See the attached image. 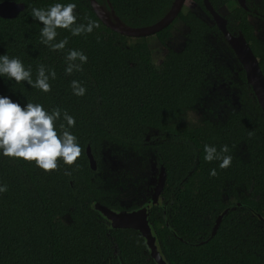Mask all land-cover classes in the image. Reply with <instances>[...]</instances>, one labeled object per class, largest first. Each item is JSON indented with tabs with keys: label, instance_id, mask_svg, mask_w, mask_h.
<instances>
[{
	"label": "trees",
	"instance_id": "obj_1",
	"mask_svg": "<svg viewBox=\"0 0 264 264\" xmlns=\"http://www.w3.org/2000/svg\"><path fill=\"white\" fill-rule=\"evenodd\" d=\"M96 1L108 13L113 9L126 26L141 28L158 22L174 0ZM234 1L209 0L215 9L232 8ZM0 2L25 6L15 18L0 17V54L20 59L32 69L33 80L40 65L56 73L55 79H49L47 93L24 81L0 77V95L21 105L40 103L49 110L66 111L74 117L69 131L80 146L72 165L58 158L57 168L48 172L34 161L0 156V183L7 186L0 193V264H156L139 232L111 229L91 208L98 203L120 210L109 203L111 191L98 175L101 151L116 148L142 155L152 131L158 134L152 135L157 142L151 148L166 169L163 202L168 205L166 219L163 209L154 207L148 223L164 261L264 264V113L244 71L238 86L243 111L231 113L219 124L208 119L198 125L186 122V114L201 100L208 76L215 72L208 36L218 30L195 13L198 7L205 11L204 0H185L177 18L155 34L164 44L177 22L187 28L183 48L170 49L159 69L153 65L146 37L131 38L109 29L90 0ZM55 2L76 4L77 24L93 20L98 26L76 36L68 29H57L56 41L67 38V43L64 49L50 50L41 43L42 25L31 17V9H46ZM237 10L238 27L253 45L252 27L242 17L246 13ZM69 49L83 52L87 61L80 71L66 74ZM252 49L264 65V52L254 45ZM216 72L221 70L216 67ZM72 80L83 85V96L73 94ZM205 144L218 150L227 145L230 166L221 169L215 160L206 162ZM88 145L98 164L96 171L89 165ZM212 168L215 176L208 174ZM227 194L234 203L223 202ZM230 205L216 234L209 237L215 219ZM199 233L208 240L195 245Z\"/></svg>",
	"mask_w": 264,
	"mask_h": 264
},
{
	"label": "clouds",
	"instance_id": "obj_2",
	"mask_svg": "<svg viewBox=\"0 0 264 264\" xmlns=\"http://www.w3.org/2000/svg\"><path fill=\"white\" fill-rule=\"evenodd\" d=\"M75 8L76 4L71 2H55L46 9H31V17L42 25L39 31L41 43L50 50L64 49L67 43V38L56 41L57 29H68L76 36L91 33L98 26L93 20L77 24ZM65 60L67 65L64 71L70 74L74 69L80 71V65L86 63L87 57L79 50L69 49ZM3 76L17 83L24 81L47 93L50 91L49 79H55L56 73L51 69L46 72L45 67L40 65L33 80L32 69L26 68L20 59L0 54V77ZM70 86L74 95H84L85 88L80 82L72 80ZM74 124V117L59 108L49 110L40 103L31 102L21 105L7 95H0V156L34 161L35 166L45 172L57 168L58 158L64 164L72 165L80 155L77 138L69 131ZM203 152L206 162L215 160L221 169L227 168L232 162L227 145H221L218 150L215 145L205 144ZM208 174L215 176L216 168L210 169ZM6 190L7 186L0 183V193Z\"/></svg>",
	"mask_w": 264,
	"mask_h": 264
},
{
	"label": "flooded vegetation",
	"instance_id": "obj_3",
	"mask_svg": "<svg viewBox=\"0 0 264 264\" xmlns=\"http://www.w3.org/2000/svg\"><path fill=\"white\" fill-rule=\"evenodd\" d=\"M234 2L235 3L232 5V8L229 7L228 5H220V6L217 7V9H215L212 6L211 3H210V5L212 6L213 10L218 15L222 16L225 19L226 28H227L228 32L233 37H237L240 34L243 35L242 31L238 27L239 17H238V14H237L238 13L237 8H239V7L242 8L244 10V12L246 13L245 15L243 13L244 16H242V17H245L247 23L252 27V35H253L254 40H255L253 45H254V47L256 48L257 51L264 52V0H245V6L244 7L240 5L238 0H235ZM197 9H200V8L198 7ZM203 12L209 18L208 21L210 22V25L214 26L213 29H217L218 30V31H213V34L208 36V40L211 39L210 41H212V44L214 45V47L216 45H218V44H221L223 46V47H221L222 48L221 50L225 54H228V56L234 58L236 64L238 63V65H239L238 69L236 70V73H234L233 68H231L229 70V69L221 67L218 64L217 58L215 57V50L210 45L211 48L208 51V55L212 56L213 64L215 65V72L208 76V82L209 83L203 88V94H202L200 99H202L203 96H204V98L208 96V98L211 99L210 95L211 96L213 95L212 89H214V90L219 89L217 91L218 95L215 96L216 97L215 100H212L211 103H210L212 107L208 108L210 110L211 109L213 110V114L217 113L218 117L215 118V117L211 116V114H210V116L207 115L204 118V120L208 119L214 124H219V123H224L228 119V117L230 116L231 112L232 113H233V111L237 112V109H238V112H241V111H243V109H245L244 105L241 104L239 96H238L239 95V93H238V88L239 87L238 86L240 85V82H241V78H240L239 74L242 71H244V74H245V77H246V71H245V68L242 65L241 61L239 60L236 52L234 51L232 46L229 44V42L225 38L223 32L220 30L219 26L217 25V22L215 20L216 19L215 16H213L206 9ZM242 17H240V18H242ZM171 36H172V33H171ZM153 37H155V35H153ZM244 38H245V36H244ZM170 39H171V37H170ZM217 39H220V40L217 41ZM168 41H166L163 45H166V43ZM248 44H249L250 48H251V46L253 48V45H252L251 42H248ZM229 48L231 49L232 52L230 51ZM252 48H251V50L253 52ZM169 50L170 49H168V51ZM171 50H174V49H171ZM176 51H178V50H176ZM253 54H254V52H253ZM254 56L256 57L255 54H254ZM256 59L258 60L260 69H261V71H262V73L264 75V72H263L262 67H261V66H264L263 65V61L261 63L260 62L261 61L260 58L256 57ZM216 67L218 69H220L221 72H216ZM246 81H247V77H246ZM235 82H237V83H235ZM218 86H219V88H218ZM222 102H223V104H222ZM233 102H234V104H236V108L233 111H231ZM241 107H242V109H241ZM153 132L156 133L154 136H156L158 134V132H156V131H153ZM146 139H147V141H149L148 144H150V145L147 146V149L143 150V154L142 155H139V154H136V153H132V152H124L126 154H130V155L134 156V158L136 157L135 159H137V158H141V159L145 158L146 159L149 156L153 157L155 168H156V170L159 171V178H158L157 183L155 184V187L151 189V193L147 197H145V199L141 203H136V204L132 203L131 205L125 207V204L121 205V203L115 202L114 194H112L113 190L107 188L106 183H105L106 178L103 175V158H104L105 150L101 151V166H100V171H99L98 175L103 180V182L105 184V188L109 189L111 191V197H110V200H109L110 202L109 203L112 204V205H118L119 208H120V210H115L114 209L115 211L125 212V213H130L132 211H137V210L142 209L146 205L150 204L153 201V198H155L157 200H156V205L154 207L162 208L163 212H164V218L166 219L167 205L168 204H167V202L166 203L163 202V196H164L163 194H164V188H165V182H166V169H165V167L163 165H159V163H158V161L156 159L155 153H154V151L151 148V146H153V144H155L157 141L156 140L152 141V136H149ZM108 149H110V148H108ZM97 168H98V164H97ZM120 174L127 175V171L118 172V175H120ZM222 190H224V189H222ZM222 199H223V202L225 204H227V205H229L231 203H234L233 200L231 199V197L228 194L227 195H223ZM230 208H231V205L227 206V208L224 210L223 213H225V211H227V213H228ZM152 209H151V211H152ZM222 214L218 215V217L215 219V222H214V225H213V228H212V232L214 230L215 223H216L217 219H219V217L222 216ZM212 232H211V234H212ZM211 234H210L209 237H211ZM205 237H206L205 233H199L197 235V239H196L195 245H201L203 243H206V241L208 239L207 238L205 239Z\"/></svg>",
	"mask_w": 264,
	"mask_h": 264
},
{
	"label": "water",
	"instance_id": "obj_4",
	"mask_svg": "<svg viewBox=\"0 0 264 264\" xmlns=\"http://www.w3.org/2000/svg\"><path fill=\"white\" fill-rule=\"evenodd\" d=\"M241 6H245V0H238ZM185 0H174L171 8L168 12L156 23L141 27L133 28L123 24L120 19L115 15L113 9L111 13H108L104 8L96 1L90 0L91 7L99 20L109 29L127 37L131 38H144L157 34L158 32L167 28L180 14L184 8ZM204 6L213 16L220 30L223 32L225 38L236 52L239 60L246 71L247 83L252 88L255 98L264 113V75L260 69L258 60L254 56L248 42L242 34L237 37H233L226 28L225 19L218 15L210 5L209 0H204ZM25 8L22 3L15 2H0V17L4 19L15 18ZM202 10V9H201ZM203 11V10H202ZM86 155L89 160V165L93 171L97 169V162L91 152V148L88 145L86 148ZM156 200L143 207L140 210L132 211L130 213L118 212L112 208L93 203L91 208L95 210L100 216H102L109 224L111 229H130L135 230L141 234L145 241V245L149 251V254L156 264H167L164 258L160 254L156 237L152 231L150 224L148 223V217L151 209L156 205ZM227 213L217 219L214 230L211 234L213 237L224 217Z\"/></svg>",
	"mask_w": 264,
	"mask_h": 264
},
{
	"label": "rangeland",
	"instance_id": "obj_5",
	"mask_svg": "<svg viewBox=\"0 0 264 264\" xmlns=\"http://www.w3.org/2000/svg\"><path fill=\"white\" fill-rule=\"evenodd\" d=\"M195 13L205 22L210 24L208 21L209 18L201 9H195ZM186 32V26L181 22H177L171 32V39L166 43V45L160 43L153 36L146 37L148 46L152 53L153 65L157 69L161 67V62L163 61L168 49L179 51L181 48H183ZM210 40L208 43L215 50V57L218 60V64L221 67L229 70L233 68L234 73H236L239 65L238 63L236 64L235 59L228 56V54H225L221 50V47H223L221 44H218L214 47L212 41ZM218 90L219 89H212L213 95H210L211 99H209L208 96L205 98L203 96L198 105L186 114L187 123L198 125L204 121V118L207 115L210 116V114L215 118L218 117L217 113L213 114V110L208 109L212 107L210 103L212 100H215V96L218 95ZM235 108L236 104L233 102L231 111H233ZM155 134L156 133L152 131V133L147 137ZM135 158L134 156L126 154L124 151L122 152L116 148L106 149L104 153L103 175L106 178V186L107 188L113 190L115 202L121 203V205L125 204V207L131 205L132 203H141L145 197L151 193V189L155 187V184L159 178V171L155 168L153 157L149 156L146 159ZM120 171H127V175H118V172Z\"/></svg>",
	"mask_w": 264,
	"mask_h": 264
}]
</instances>
